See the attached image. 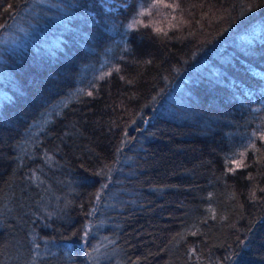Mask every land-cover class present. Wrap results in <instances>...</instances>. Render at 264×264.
<instances>
[{
  "label": "trees",
  "instance_id": "obj_1",
  "mask_svg": "<svg viewBox=\"0 0 264 264\" xmlns=\"http://www.w3.org/2000/svg\"><path fill=\"white\" fill-rule=\"evenodd\" d=\"M167 2L0 0V264H264V0Z\"/></svg>",
  "mask_w": 264,
  "mask_h": 264
},
{
  "label": "rangeland",
  "instance_id": "obj_2",
  "mask_svg": "<svg viewBox=\"0 0 264 264\" xmlns=\"http://www.w3.org/2000/svg\"><path fill=\"white\" fill-rule=\"evenodd\" d=\"M156 4H158V5H160V6H162V7H158L159 9H158V11L160 12V14L159 15H161L160 17H159V19L161 20V22L160 23H165V20H167L166 18H167V16H168V14H163V11H164V9H166L167 8V10H169V9H171L170 8V6H169V4H168V2H167V0H156ZM171 5L173 6V7H175V3H171ZM154 7H153V4L150 6V8H148V9H144V8H142L140 11H139V16L137 17V21H139L142 17H146V15L144 16V13L145 12H148L150 15H154ZM180 10V11H179ZM177 11L179 12V15H182V16H184V8L182 7V6H180V4H179V6H178V8H177ZM156 27H158V26H156Z\"/></svg>",
  "mask_w": 264,
  "mask_h": 264
},
{
  "label": "snow or ice",
  "instance_id": "obj_3",
  "mask_svg": "<svg viewBox=\"0 0 264 264\" xmlns=\"http://www.w3.org/2000/svg\"><path fill=\"white\" fill-rule=\"evenodd\" d=\"M240 163H241V162H239V161L237 162L238 165H239Z\"/></svg>",
  "mask_w": 264,
  "mask_h": 264
}]
</instances>
